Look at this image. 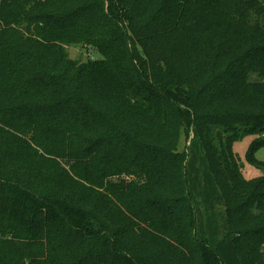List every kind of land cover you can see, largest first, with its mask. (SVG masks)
Returning a JSON list of instances; mask_svg holds the SVG:
<instances>
[{"label": "trees", "instance_id": "16d2710c", "mask_svg": "<svg viewBox=\"0 0 264 264\" xmlns=\"http://www.w3.org/2000/svg\"><path fill=\"white\" fill-rule=\"evenodd\" d=\"M263 147L264 0H0V264H264Z\"/></svg>", "mask_w": 264, "mask_h": 264}, {"label": "rangeland", "instance_id": "374dc122", "mask_svg": "<svg viewBox=\"0 0 264 264\" xmlns=\"http://www.w3.org/2000/svg\"><path fill=\"white\" fill-rule=\"evenodd\" d=\"M68 52H69L71 58L79 59L81 61H87L88 59H93L94 57L97 56V54L91 50L86 51V50L81 49V48L76 47V46L69 47ZM254 138H255L254 136H247V137L243 138L242 140L237 141L233 146V150H234L235 154L239 157L241 162L243 164H245V166H246L245 175L247 178H254V177H258L260 175V171L257 170L256 168L252 167L251 165H249V163L246 160L247 150H248V148H249V146L252 143ZM256 157L260 161L264 162V147L261 148L257 152Z\"/></svg>", "mask_w": 264, "mask_h": 264}]
</instances>
